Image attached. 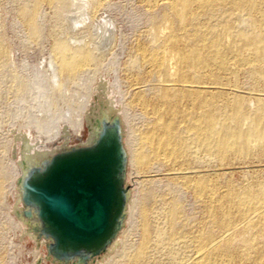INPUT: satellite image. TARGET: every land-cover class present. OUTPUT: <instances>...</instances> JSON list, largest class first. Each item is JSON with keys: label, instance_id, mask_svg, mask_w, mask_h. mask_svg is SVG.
I'll use <instances>...</instances> for the list:
<instances>
[{"label": "rangeland", "instance_id": "rangeland-1", "mask_svg": "<svg viewBox=\"0 0 264 264\" xmlns=\"http://www.w3.org/2000/svg\"><path fill=\"white\" fill-rule=\"evenodd\" d=\"M35 1L0 0V264H58L47 258L45 241L38 240L32 230L38 225L37 219L23 215L25 208L17 181L55 154L90 145L98 132L96 122L103 118L120 122L127 156L123 186L129 198L119 234L107 251L90 264H128L141 241L143 209L147 210L150 224L151 241L145 258L148 264L169 263L166 250L155 245L159 231L174 235L176 260H187L192 254L191 237L200 229L212 236L218 234L213 219L208 217L206 199L196 196L192 185L208 183L222 196L229 189L250 191L264 183L261 145L242 154L207 151L196 144L191 132L185 131L187 118L183 114L176 124L182 125L179 128L188 146L186 151L177 153L172 160L162 156L156 160L142 141L153 130L158 132L153 108H161L162 114L167 102L160 89L165 68H151L152 61L156 59L166 66V58L173 54L179 66V49H185L190 34L180 35L175 44L173 28L178 25L189 30H215L224 23L221 9L212 15L200 12L193 19L176 21L172 0H108L93 22L82 25L41 4L32 23L27 12ZM105 21L113 26L109 41ZM65 36L74 41L96 42L98 56L90 66L59 80L61 77L49 67L51 50L53 42ZM247 55L242 53L240 59ZM229 63L223 71L211 66L207 72H199L202 81L210 82V74L214 78L211 81L220 83L224 90L219 95L216 89H208L204 97L215 103L210 109L217 120L227 122L231 128L251 129L250 120L232 115V103L239 98L241 105L253 113L257 107L254 98L264 100V62L254 67ZM195 74L190 72L189 76L194 79ZM135 88L140 90L141 99L133 96ZM143 101L146 104L142 106ZM180 106L183 111L190 105L184 101ZM171 204L178 206L173 225L166 215ZM235 211H230L234 224L240 221ZM237 243L233 241V247L240 244ZM233 261L230 264H239Z\"/></svg>", "mask_w": 264, "mask_h": 264}, {"label": "bare ground", "instance_id": "bare-ground-1", "mask_svg": "<svg viewBox=\"0 0 264 264\" xmlns=\"http://www.w3.org/2000/svg\"><path fill=\"white\" fill-rule=\"evenodd\" d=\"M107 1L36 0L27 13L29 20L34 23L38 7L41 4H45L51 9H54L57 15L64 16L66 14L67 19L73 17L75 22L85 25L87 22H93L95 20L97 13L103 9ZM171 7L173 9L176 8L174 10L176 21L180 18L193 19L200 12H206L212 15L220 8L224 17V23L215 30L205 31L198 30L197 28H191L189 30L186 27H180L178 25L173 28L172 37L175 44L178 42L180 35L190 34V36L187 38L185 49H179V56L177 55L180 58L179 66L176 63V56L173 54L170 56L171 58H166V66H164V62L158 63L156 59L152 61L151 68H160V65L165 68V72L161 75L162 78L160 77V89L167 102L162 107L164 108L162 114H160L161 108H153L156 111L152 114H155L158 132L154 133L153 130V134H148L142 140L144 146L149 148L150 152H152V157L157 158L156 160L160 156L165 160H172L176 157L177 153L186 151L188 146L181 138L179 128L181 124L179 126L176 124V119L180 118L183 114L187 118V123L184 127L185 131L191 132L195 137L196 144L205 148V150L215 151L221 155L230 151L242 154L247 153L252 147L255 148V146L261 145L258 148L264 157V100L258 97L254 98L257 107L251 113L248 108L241 105L239 98H236L232 103V115L250 120L252 128H231L227 122L216 119L210 109L215 103L211 99L204 97L208 89H216V93L219 95L222 94L224 91L222 85L216 81H211L214 78L210 74H206L210 82L202 81L203 78L199 76L200 71L207 72L211 66L223 71L230 64L229 62H239L250 67L264 62V0H172ZM74 21L71 20V22ZM109 21H105L106 23H104L106 24L105 28L108 33L107 41L110 40L113 33V26H111ZM154 23L157 26L159 24L157 20H154ZM101 27H104L103 24ZM165 27L168 28L167 26ZM163 31L166 33V30ZM65 34L63 33V35ZM65 37L63 39L57 38L53 42L51 50L49 67L61 77L59 80L62 78L64 80L66 76L69 77L78 70L90 66L98 56V46L95 44L94 39L93 41L95 43H85L86 40L85 42H80L79 40L74 41L72 38ZM2 52L0 49V54ZM244 52H248L247 57L240 59L241 54ZM149 56L151 58V55ZM206 56L209 58L208 60ZM190 72L196 73L194 79L189 76ZM151 75L153 74L151 73ZM176 94L178 95L177 99ZM133 96L137 100L142 98L138 88L134 89ZM184 101L189 102L190 106L180 111L178 107ZM145 104L146 102L143 101L142 106ZM166 117L170 118L165 119ZM96 124L98 132L92 143H96L97 139L107 131L116 132L120 138L124 165L121 178L124 184L127 156L122 143L120 122L118 119L103 118L97 121ZM67 151L69 150L64 152ZM49 163L50 159L45 160L41 166L30 168L26 175L17 181L20 197L22 193L25 194V183L32 177L41 174ZM140 163H143V158ZM148 163L150 164L151 162ZM141 166H144V164H141ZM145 166L147 167V165ZM196 176L195 178H197ZM192 178L193 181L194 177ZM192 187L196 196L206 199L208 217L213 219L218 229V234L212 236V233L203 232L201 231L203 229H200L198 234L191 237V256L185 261H177L175 249L176 239L174 235L169 233L170 231H159L157 233L158 240L155 242V245L158 248L166 250V255L169 260L168 264H230L233 260H238L239 264H264V183L255 186L250 191L237 192L229 189L222 196L214 192L208 183L206 184L202 181L194 183ZM128 198L129 193L125 192L123 195L124 203L128 201ZM23 206L25 208L23 215L28 219L35 217L38 221V225L33 227L32 230L38 240L45 241L47 258L51 259L53 263L58 264H90L94 262L99 255L107 251L108 247L117 237L123 226L125 217V210H123L117 220L112 237L98 253H94L93 251H80L77 254L68 252L62 255L54 251V240L43 230L45 225L39 218L38 207L33 203H23ZM232 209L236 210L237 217L240 219L236 224H234L235 218L230 216ZM177 212L178 206L176 204H171L167 208L166 215L171 225L176 223ZM16 217L18 218L17 214ZM141 233V241L134 254L128 259V264H148L145 258L148 255L147 248L151 240L150 224L146 209L142 210ZM233 241H239L240 244L237 243L239 245L237 246L235 244L237 247H233ZM153 263L155 264V262Z\"/></svg>", "mask_w": 264, "mask_h": 264}, {"label": "water", "instance_id": "water-1", "mask_svg": "<svg viewBox=\"0 0 264 264\" xmlns=\"http://www.w3.org/2000/svg\"><path fill=\"white\" fill-rule=\"evenodd\" d=\"M121 141L107 131L96 143L60 152L25 183L22 203L38 207L54 251L98 253L112 237L125 203Z\"/></svg>", "mask_w": 264, "mask_h": 264}]
</instances>
